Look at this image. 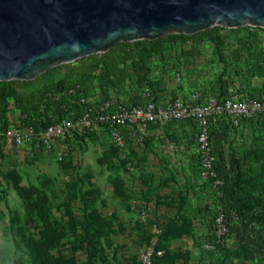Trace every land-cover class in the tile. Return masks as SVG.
<instances>
[{"label": "rangeland", "instance_id": "obj_1", "mask_svg": "<svg viewBox=\"0 0 264 264\" xmlns=\"http://www.w3.org/2000/svg\"><path fill=\"white\" fill-rule=\"evenodd\" d=\"M223 33L242 37L249 31ZM258 33L264 45V32ZM184 50L190 51L187 58L173 62L175 67L161 69L160 59L153 60L162 101L189 99L221 70L212 62L211 43L199 49L188 43ZM127 92L126 87L123 98L129 97ZM192 127L169 124L154 135L147 133L142 142L129 131L124 146L116 145L103 127L50 148L1 143L0 264H32L29 244L43 228L28 219L39 210L47 211L66 232L56 251L70 254L73 243L88 237L85 247L75 252L79 264H141L139 254L150 243L154 224L161 231L164 251L157 264H264V234L256 224L246 225L250 217L238 201L226 205L228 222L241 227L228 236L226 256L205 247L214 231L213 214L206 211L211 190L201 182L197 160L187 146ZM214 140L219 143L218 168L235 171L234 147L237 157L244 158L253 204L264 200V121L218 134ZM133 206L145 209L150 221H142Z\"/></svg>", "mask_w": 264, "mask_h": 264}, {"label": "trees", "instance_id": "obj_2", "mask_svg": "<svg viewBox=\"0 0 264 264\" xmlns=\"http://www.w3.org/2000/svg\"><path fill=\"white\" fill-rule=\"evenodd\" d=\"M223 30H229V32L248 30L249 33L239 37L230 33L224 34ZM259 31L264 32V28L213 27L193 35L172 34L155 40L122 42L106 53L90 55L72 63L53 67L30 81H1L0 129H5L12 124L22 127L32 126L35 129L46 128L64 118L76 119L89 107L96 111L108 101H114L117 104L142 105L145 102L143 93L146 87L150 89L155 101L162 102L159 94L162 82L153 77L154 68H156L153 60L160 59L161 69L175 67L173 62H181L183 58H187L190 51L184 49L188 43L196 49L205 42L211 43L212 62L221 66L215 78L204 83L202 88L204 92L224 98L230 84L236 81L247 85L252 95L263 92L264 82L257 87H252L254 78L264 79V45H262L263 37L260 36ZM247 71H251L250 77L246 76ZM177 73L181 72L176 71ZM126 87L129 97L123 98ZM89 97L95 98V103L86 106L80 102L82 98ZM175 98L177 97L173 99ZM258 120L264 121V118ZM258 120H252L251 125ZM151 126L155 125L151 124L149 127ZM229 131V126L224 121L212 128L211 138L215 145H218V142L214 140V137L221 132L228 134ZM231 149L236 157L237 181L232 200L240 202L246 212L245 216L250 217L246 219V225L251 227L256 224L258 232L264 234V200L253 204L252 184L244 169V158H238V152L234 147ZM196 160L200 173L197 157ZM205 186L210 189L209 185ZM206 211L212 213L214 217L213 211L208 206ZM48 214L47 211L39 210L28 219L29 222H41L40 227L43 228L42 235L29 244L32 264H79L75 252L85 247L88 237L84 236L79 242L73 243L70 254L56 251L66 232L60 229ZM240 229V225L231 221L229 235ZM91 240L94 241V238ZM207 242L212 243L220 255H224L227 251L226 245L217 242L213 231L208 236ZM242 244L244 243L238 246ZM157 249L163 250L160 240ZM89 254L92 263V249H89ZM163 257L164 253L162 256H155L153 264H157Z\"/></svg>", "mask_w": 264, "mask_h": 264}, {"label": "water", "instance_id": "obj_3", "mask_svg": "<svg viewBox=\"0 0 264 264\" xmlns=\"http://www.w3.org/2000/svg\"><path fill=\"white\" fill-rule=\"evenodd\" d=\"M264 28V0H0V82L30 81L122 42Z\"/></svg>", "mask_w": 264, "mask_h": 264}, {"label": "built area", "instance_id": "obj_4", "mask_svg": "<svg viewBox=\"0 0 264 264\" xmlns=\"http://www.w3.org/2000/svg\"><path fill=\"white\" fill-rule=\"evenodd\" d=\"M176 75L181 79V73ZM263 82L262 78H254L252 87H257ZM143 96L145 102L142 105L108 101L96 111L89 107L76 119L64 118L46 128L35 129L32 126L12 124L0 129V144L18 148L33 146L50 148L58 141L75 134L103 127L108 129L116 145L124 146L126 143L124 129H130L142 142L151 124L164 127L175 122H192L197 129L193 151L200 164V180L203 184L209 185L211 190V203L208 207L214 212L213 233L218 243L227 245L230 223L226 216V205L233 201V191L237 185L236 168L234 172L232 169L228 171L223 168V171L218 168V154L211 138V129L224 121L229 126V133H233L252 120L264 118V91L252 95L247 85L236 81L230 84L224 98L196 90L189 99L178 96L175 99L157 102L148 87L145 88ZM80 102L86 106L91 105L95 103V98H82ZM133 210L139 211L142 221H150V215L145 209L133 206ZM154 225L150 243L139 254L141 264H153V258L164 253L163 250L157 249L161 231L157 224ZM205 247L212 249L214 246L207 242Z\"/></svg>", "mask_w": 264, "mask_h": 264}, {"label": "crops", "instance_id": "obj_5", "mask_svg": "<svg viewBox=\"0 0 264 264\" xmlns=\"http://www.w3.org/2000/svg\"><path fill=\"white\" fill-rule=\"evenodd\" d=\"M183 123H190L193 127H192V135L188 141V149L189 151L191 152V155L194 156L196 158V155L194 154V151H193V148H194V145L196 144V135H197V129H196V126L194 123L192 122H175V123H171V124H183ZM160 128H163V127H160V126H151L149 127L148 129V133H151L152 135L156 134L157 131L160 129ZM131 131L130 129H127L126 131L124 130V135H125V138H126V135L127 133ZM215 144V143H214ZM219 144V143H218ZM219 146L218 145H215V148H216V151H218V148ZM218 154V153H217ZM219 162V161H218ZM220 168L223 170V168H225V166H220ZM224 171V170H223ZM229 171V170H228Z\"/></svg>", "mask_w": 264, "mask_h": 264}]
</instances>
